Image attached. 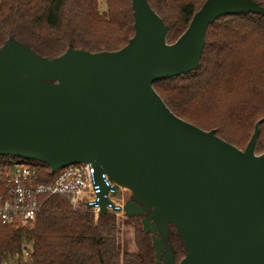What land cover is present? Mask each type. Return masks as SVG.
<instances>
[{
  "label": "water",
  "instance_id": "95a60500",
  "mask_svg": "<svg viewBox=\"0 0 264 264\" xmlns=\"http://www.w3.org/2000/svg\"><path fill=\"white\" fill-rule=\"evenodd\" d=\"M132 8L135 34L115 51L45 57L14 39L0 47V156L53 172L92 163L96 178L106 173L130 191L125 216L142 219L159 264H264L261 121L240 149L177 116L153 86L199 67L220 17L264 15V6L206 0L174 43L148 0ZM99 204L106 215L110 201ZM172 229L186 252L179 263Z\"/></svg>",
  "mask_w": 264,
  "mask_h": 264
},
{
  "label": "trees",
  "instance_id": "16d2710c",
  "mask_svg": "<svg viewBox=\"0 0 264 264\" xmlns=\"http://www.w3.org/2000/svg\"><path fill=\"white\" fill-rule=\"evenodd\" d=\"M148 1L169 26L168 43H174L206 0ZM255 1L264 6V0ZM105 5L102 10L101 0H0V47L14 39L45 57L69 48L118 50L135 34L132 0H105ZM153 86L177 116L215 129L240 149L261 121L256 150L264 153V15L220 17L208 28L199 67ZM14 159L0 156V164ZM43 174L42 182L53 178L44 163ZM150 237L137 225V252L123 254L115 215L95 219L57 195L46 200L29 227L0 222V264H159Z\"/></svg>",
  "mask_w": 264,
  "mask_h": 264
},
{
  "label": "built area",
  "instance_id": "2783aa9c",
  "mask_svg": "<svg viewBox=\"0 0 264 264\" xmlns=\"http://www.w3.org/2000/svg\"><path fill=\"white\" fill-rule=\"evenodd\" d=\"M51 173L53 178L42 182L41 162L17 158L0 164V222L3 225L17 228L33 225L46 200L57 195L65 197L74 210L93 213L95 219L102 215L99 202L108 199L111 204L106 206L107 214L126 217V200L117 199L115 193L117 189L122 195L130 191L118 186L106 173L101 179L96 178L92 163H77Z\"/></svg>",
  "mask_w": 264,
  "mask_h": 264
},
{
  "label": "rangeland",
  "instance_id": "374dc122",
  "mask_svg": "<svg viewBox=\"0 0 264 264\" xmlns=\"http://www.w3.org/2000/svg\"><path fill=\"white\" fill-rule=\"evenodd\" d=\"M101 9L102 10L106 9L105 0H101ZM122 197H124V199L127 201L131 197V194L124 193L122 195L120 192L116 194L117 199H120ZM116 224L118 227V241H119V245H120V249L122 253L125 254V253L137 252L138 248L135 243V232H136L137 225H139V227L143 230L142 219L140 218L139 221L137 220L134 221V219L132 218H128V217L118 218L116 216ZM174 235H175V230L172 229L171 230V241L176 250L177 261L179 263L184 258L186 252L184 251L181 245L182 243H180V241L178 243V241L175 240ZM152 237H150L151 243L153 242ZM162 263H163V260H162ZM7 264H12V263H7Z\"/></svg>",
  "mask_w": 264,
  "mask_h": 264
}]
</instances>
